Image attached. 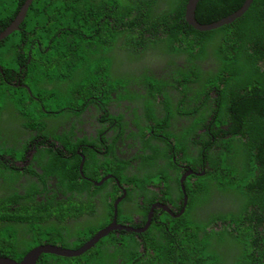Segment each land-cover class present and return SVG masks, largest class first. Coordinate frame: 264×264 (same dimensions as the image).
<instances>
[{"label": "trees", "instance_id": "16d2710c", "mask_svg": "<svg viewBox=\"0 0 264 264\" xmlns=\"http://www.w3.org/2000/svg\"><path fill=\"white\" fill-rule=\"evenodd\" d=\"M25 1L0 0V33L17 17ZM188 1L34 0L21 29L0 42V49L4 47L5 50L11 43L10 49L16 53L15 58L22 57L17 61L14 58V63H25L28 59V55L21 50L26 43L33 56L29 65L33 74L37 70L40 80L55 82V87L61 86L65 90V94L58 99L59 103L50 112H60L61 105L71 95L72 108H80L83 112L87 95L93 93L96 87L99 90L101 80L98 75H102L112 91L120 83L129 84L131 75L123 72V65H145L150 71L147 64L151 56H148V52L158 49L160 44L165 52V61L170 64L180 57L178 54L189 53L191 51L188 49L198 46L201 56L211 54L209 50H212L216 63L220 65L216 73L206 76L216 98L210 94L206 96L207 89L198 82L201 74L204 77L206 69L196 66L198 77H193L189 70L186 72L187 69L180 68L173 72L175 78L169 90L178 92L176 96L181 97L183 111L194 110L193 104H198L200 108L195 110L204 113L200 121L194 120L184 132L178 128V123L182 121L168 124L174 116L169 107L165 105L171 113L167 118L162 108L154 107L155 102L170 105V99L168 93L161 101L155 98L154 91L159 84H152L150 99H147V94L133 88L128 92L129 102L141 106L143 111L131 108L130 121L126 120L127 116L122 111L119 124H116L117 118L114 117L115 126L110 127L115 132L111 137L116 142L118 127L122 137V128L128 122L137 124L140 132L128 136L127 140H141L143 148L139 149L138 154L130 160H124L115 153L104 157L90 148L82 150L87 158L88 169H91L88 173L94 174L92 169L99 168L100 158L107 160L100 167L112 169V164L116 166L114 174L127 184V198L120 204L119 218L121 215L126 218V215H130L131 220L127 223H131L135 214L142 217V225L135 222L131 224L132 227L142 228L147 223L150 207L158 198V193L150 186L161 182L166 189L163 193L175 206L183 201L185 194L188 196L184 216L173 219L167 213L156 210L149 229L141 234L117 230L80 257L47 254L37 264H264V0H254L242 18L212 31H199L187 22L183 24ZM244 2L200 0L196 19L201 24L216 22L239 10ZM22 28L29 34L22 32ZM120 55L124 58H120ZM189 55L191 60L199 56ZM52 62L57 68L54 75L46 69L47 64ZM126 70L129 71V67ZM177 76L186 79L187 82L183 83L185 90L180 88L178 79L181 78L176 79ZM153 81L157 82V78L154 77ZM135 83L142 84L141 76L136 78ZM192 83L196 84L197 90L191 101L189 95L182 99L185 92H190ZM47 93L51 94L49 91ZM53 97L56 99L58 96ZM26 98L21 101L22 106ZM8 103L12 104L13 109L19 106L16 100L10 98ZM178 110L181 112L182 109ZM192 110L190 113H193ZM16 111H24L25 116H28L25 108H17ZM155 112H159L164 121H160ZM41 113L51 118L43 123V127L39 125L38 133L45 137L49 134L66 142L64 138L56 136V116L48 112ZM83 114L85 116V112ZM210 117L214 123L204 125ZM0 119L6 120L1 116ZM50 121L49 129L44 130ZM161 123H164L163 126ZM26 126L36 128L28 123ZM223 126H227L228 130L222 129ZM200 129L204 130L201 134L198 133ZM66 132V140H69L72 131ZM19 133L16 132V142H20L19 137H24L30 131ZM38 133H31L28 141L34 142ZM96 141L91 136V141L84 139L79 143L94 144ZM24 153L20 151V156ZM42 155L43 151L39 158L36 154L34 159L39 162ZM44 155L51 156L59 170L67 171L65 176H61L63 173L59 170L51 171V175L65 182L68 193L72 195L66 199H59L55 195L48 197L54 189H45L39 194L40 197L46 195V198L39 201V183L36 181L29 179V185L22 186L25 188L24 194L9 180L7 185L2 184L0 190L9 191L7 196H0L2 257L21 261L22 256L45 242L76 250L111 224L114 210L109 200L117 191L104 193V186L108 183L99 187L84 181L78 182V166L82 157H78L77 161L76 156L74 161H70L58 156L53 149L46 150ZM176 155L182 161H188L193 169L197 170L198 166L204 169L203 177L191 175L187 178L186 193L180 183L184 171L177 165L178 162L173 161ZM52 159L46 161V168L52 166ZM132 159L138 163L133 171L128 169ZM69 166L75 170L74 176L69 173L70 169L65 168ZM32 169L28 165L23 173L28 174ZM169 169L174 176H171ZM3 170L8 171L3 174L5 179H9V175L10 178L23 175L9 166ZM94 191L101 197L97 200L103 202L101 213L97 214L99 222L93 221L90 215H95L94 211L100 207L98 204L91 206L92 200L88 201L90 198L95 199L92 196ZM84 196L90 197L84 199ZM141 197L145 205H141ZM212 197L222 200L219 206L202 211ZM20 202L22 204L16 206ZM86 206L89 217L82 216ZM48 212L50 216H46ZM159 212L164 215L158 216ZM53 233L58 239L51 237ZM45 257H52L53 260L45 261Z\"/></svg>", "mask_w": 264, "mask_h": 264}, {"label": "flooded vegetation", "instance_id": "af4514ba", "mask_svg": "<svg viewBox=\"0 0 264 264\" xmlns=\"http://www.w3.org/2000/svg\"><path fill=\"white\" fill-rule=\"evenodd\" d=\"M23 24L24 23H22V25ZM183 24H186V19ZM22 32L29 34V31L23 28H22ZM35 40H39V39H35ZM160 45L158 46V49L150 50L148 52V56L149 57L151 56L150 62L147 64V66L151 68L150 71H149V68L146 67L145 65H135L132 63H130L129 66L126 64L123 65V72H126L127 75H131V77H129L128 79H132V81L129 84H126L125 82H123L122 84L120 83L119 86L118 85L116 86L115 91H112L111 89H109V83H107L106 80L102 78V75H98V79L101 80L99 81L100 82L99 90L96 87L93 93L87 95V97L84 100L86 104H85V110L83 112H81L80 108H76V107L62 108L60 112L58 111L50 112L52 109L51 108L49 110L47 109L48 111L46 112H48L52 116H56L55 118H59V117L62 118L61 120L56 119L58 123L56 136L60 138H64L66 142H62L54 138L53 136H50L49 134H47V137H45L43 134L41 136V133H38L39 132L38 126L41 125L43 127V123H45L48 120H44V121L39 120L37 121V123L36 122L32 123V119H30L28 121V124L36 128H31L30 126H26V125L22 126V123L19 122L18 116L20 114L25 116L24 111L22 112L18 111V113L16 114L10 113V111L13 109V106L11 103H9L8 112L10 113L11 121L12 122L16 121L14 124H12V128L17 129L14 132L20 131L19 135L22 133L23 130H25L26 132L30 131V133L26 134L24 137L21 135L19 137V139L21 140L20 142H16L14 140L13 142L11 141L1 142V139H0V150L2 149L5 152L12 153L11 157L8 154L1 155L2 153H0V188H2L1 187L2 184H5L7 182V181L4 182L5 178L3 176L4 173L8 172L6 170H3L7 166L12 168L13 170H18V171H21L20 173H23L25 172L26 167L28 165L29 166L31 165L33 169L29 171L28 174L23 173V175L22 174L19 175L18 178L17 177L10 178V175H9L8 180L10 182L15 183L16 187L19 188L21 194L25 193V188H22V186L26 185L30 179V180H33L39 183V191L37 193V199L39 201H42V199L44 200L46 198V195H43L42 197H40V194H39L45 189L47 190L54 189L48 194V197L55 195L59 199H66L67 197L71 196L72 193H68L67 184L65 182H60V180H57V178L54 175H51V171L59 170V167L58 165H56V163L53 161L50 155H49L50 156L49 158L47 155H44V154L46 150L53 149L54 152L58 154V156L62 157L63 159H68L70 161L72 160L74 161L76 156H77V161H78V157H82L79 163V166H78L79 175H78L77 181L81 183L82 181L92 183L93 185H96L99 187L103 186L105 183H108L107 185L104 186V193L108 194L113 191H117L116 194L111 196L109 200L114 210L111 224L114 218L116 203H118L117 204L118 223H120L119 222V214H120L119 208H120V204L127 198V190H126L127 184L123 183V181H121L114 174L115 168H116L115 165L112 164V169H109V167L107 166L100 167V164L103 165L107 161L102 158H100L101 162L98 164L99 168L97 170L92 169L94 174H92L91 172L88 173L87 171H90L91 169H88V165L86 164L87 158H86V155L82 152V150L90 148V150L92 149L94 153L100 154V156H104V157H107L105 156L106 154L115 153L120 159H124V160H130L131 158L135 156V154L139 153V149L143 148L141 140H135V139L127 140L128 136L135 135L140 132V129L137 126V124L135 125L132 122L131 123L128 122L127 126L122 128L124 130V135L122 137L120 135V128L118 127L116 131L119 133H117L118 140L116 142L111 137L113 136V134H115V132L113 129H110V127L113 125L114 117L117 118L116 124H119V115H121L122 111H124V113L126 114L127 121H130L132 119V109L131 108L138 110V112L143 111L141 106L136 105V103L129 102V99L127 96H128V92L132 90V88L141 91L145 95L147 94V97H148L147 99H150L151 98L150 97L151 92L149 90L150 87L152 86V84H159L158 86H156L155 91H154L155 98H158V100L161 101L162 99L166 98V95L168 93L167 96L170 99V105H172L173 107L168 105L167 103L164 104L161 102H155L154 107H158L160 109L162 108L166 114V118L169 117L171 113L166 110L165 105L169 107L174 113V116L171 117V121H169L168 124L170 125V124H173V122L182 121L181 124L178 123L179 125L178 128L182 132H184L186 128H188V126L191 125V123L194 120L200 121L204 113L201 112V110L200 111L195 110L196 108H200L199 105L193 104L194 110L190 109L192 110L193 113H190L191 111L186 110V109L185 111H183L184 105L183 103L180 104L181 97L176 96L178 92L176 90H169L171 82L175 78V75L173 74V72L175 70H179L180 68L184 69L185 71L187 69L186 72L190 71L193 77H198L196 75L198 67H202L203 70L206 69L207 72L205 73L204 77L201 74L198 82L203 86V88L207 89V93L205 94L206 96H209L210 94L212 98L217 97L215 91L210 90L211 84H208L207 83L208 81L206 80V76H210L213 73H216L218 70V67L220 66L218 63H216L215 57H214L215 55L213 54L212 50H209L211 54H207V56H204L202 54L201 56L199 54V52H201L200 48L198 46L192 47V49H188L191 52L189 53L185 52V53L178 54L177 56H180V57H177L176 60L174 59V64H170L165 61V56H164L165 52H164V49L162 50L163 48L161 47L162 45L161 46ZM27 46L28 45L24 43L23 48L21 49L22 52L28 55V59L25 62L26 64L25 63H14L13 59L10 61V63H6V64L0 62V90H1L2 82H5L6 87H11L17 91H20V90L26 91V94L24 95V97L27 96V98L34 99L35 102L37 103V106L39 108H42L43 100L41 99L42 96L40 93L42 92V90L54 88L55 82H50L49 80H40L38 78V75L34 76L33 72L31 71L29 67V65L33 61V56L31 55L32 52ZM163 46H165V43ZM25 48H28V49H25ZM3 49L4 47L0 49V53L4 51ZM8 49L9 51H7ZM5 52L7 54L4 53V56L14 53L10 48H7ZM189 54H193L195 56L199 55V56L197 59L191 60ZM14 55L16 56V53H14ZM18 58L20 60V58L22 57H18ZM18 58H15L16 61L18 60ZM127 67H129V71L126 70ZM138 76H141L142 84H138V83L134 84ZM154 77L157 78V82L153 81ZM178 77L180 76H177L176 79H178ZM148 78H151V80L148 81ZM180 78L181 80L178 79L179 80L178 84L181 85L180 87L181 89L185 90V86L183 83H186L187 81L183 77H180ZM107 79H109V77ZM162 80H165V82H162ZM190 86H191L190 92H185L184 95L182 96V99L185 96L189 95V99L191 101V97L193 96L194 91L197 90V86L195 83L190 84ZM213 88H217V87L214 86ZM3 94H5V92H3ZM45 94H48L47 91ZM10 100L12 99L10 98ZM22 104L26 108L27 105L25 103H22ZM214 106H216L215 103H214ZM179 108L182 109L181 110L182 113L180 112V110H178ZM41 111L43 110L41 109ZM8 112L4 111L0 105V116L2 118L7 119ZM55 112H57L56 114L57 115L59 114V115L58 116L55 115ZM84 112H85V116L83 114ZM155 113L159 117L160 121L161 120L164 121L163 116H160L159 112H155ZM102 118H106L110 120L103 121ZM210 122L212 124L214 123L212 117H210L209 120L204 123V125L209 124ZM148 123H150V121H148ZM163 124L164 123H161L160 125L163 126ZM50 125H51V122L47 123V127L44 130H48ZM221 128L224 130H228L227 126H223ZM66 131H69V132L72 131V135L69 137V140H66V136L68 135V132ZM203 131L204 130L200 129L198 133L201 134ZM31 133L33 134L38 133V138L33 140L34 142L28 141V139L31 136L30 135ZM91 136H93L94 139H97V141L94 144H91L88 142L83 143V144L82 142L79 143L80 140L84 141V139L86 141L88 139L91 141ZM23 139L25 141H23ZM67 142L71 143L72 145L68 144ZM129 145H131V148H129ZM24 147H26L27 150H25ZM20 151H25L23 156H20L21 155ZM42 151H43L42 158L38 162L36 159H34L35 155L37 154V158H39V154ZM173 158H174L173 161L178 162L177 165L181 168V170L184 171L183 175L190 173V175L187 178H189L191 175H199V177H203L205 175L203 172L204 169L202 167L198 166V169L195 170L193 169L192 165H189L187 163L188 161L185 162L179 159L178 155H176ZM51 159L53 161V164L52 166H49V169H48L46 168L48 166L46 161H50ZM131 164L132 165L128 167V169L133 171L137 167L138 163L135 159H132ZM65 168L70 169L69 173H72V175L74 176L75 170L72 169L71 166L65 167ZM59 171L63 173L61 174V176H65L64 174L67 173L65 169L59 170ZM169 171H170L171 176H174L173 175L174 173L171 171V169H169ZM11 172L12 171H10V173ZM96 173L97 175L95 176ZM181 178H180V183H181V188H182ZM193 180L196 181L197 178H193ZM185 182H184V185H185ZM150 188L154 189L158 193V198H156V201L152 203L150 207V211H149V214H150L151 211L153 210L152 220H153L154 213L156 210H161L162 212L167 213L173 219H176V218L179 219L184 216V214L186 213L187 207L185 208V212L182 215H180L181 211L184 209V203H185L184 198L182 202H178V206H175L171 202V200L167 197L166 193L165 192L163 193V191H166V189H165V185H163L162 182L157 183L156 185L150 186ZM8 194H9L8 190L7 191L0 190V196L5 197ZM92 196L95 199L93 200L92 198H90L88 200V201L92 200L90 202V205L95 206L98 204L100 206L98 210L94 211L95 215L90 213L91 217H93V221H97L100 218L97 216V214L101 213V207L103 206V202L97 200L98 198H101V197L97 195L95 191ZM89 197L90 196H84V199H87ZM140 203L141 205L146 204L143 197L140 198ZM21 204L22 202L16 204V206H20ZM82 212H83L82 213L83 217H87V216L89 217L88 206H86V209H83ZM162 212L157 213L158 216H163L164 214H162ZM74 213L76 212L74 211ZM149 214H148V217H149ZM46 216H50V212H48ZM135 222L141 226L142 217L135 214V216H133V221L131 223H127V225H131ZM99 242L96 245H98ZM47 244L49 243L47 242L43 243V245H47ZM51 245L60 246V245H54L53 243ZM67 249H70V248H67ZM24 256H22L21 259H23ZM8 258H11V257H8ZM15 260H17V258Z\"/></svg>", "mask_w": 264, "mask_h": 264}, {"label": "water", "instance_id": "95a60500", "mask_svg": "<svg viewBox=\"0 0 264 264\" xmlns=\"http://www.w3.org/2000/svg\"><path fill=\"white\" fill-rule=\"evenodd\" d=\"M34 0H26L22 8L20 9L17 17L12 21V23L3 31L0 33V42L5 40L7 37H9L11 34H13L16 31H19L21 29L22 23L27 17L28 10L30 6L32 5ZM200 0H189L186 5V14L185 19L186 22L194 27L196 30L199 31H212L219 29L226 25H231L238 19L242 18L247 11L252 6L254 0H245L243 6L237 10L236 12L232 13L231 15L224 17L216 22L210 23V24H201L196 19V10L198 7ZM190 175L185 174L181 178L182 182V190L185 192V185L184 182L187 179V177ZM185 203H184V209L181 211L180 215H182L185 212V208L187 207L188 203V196L184 195ZM117 204L115 205V213L112 224L109 226L101 229L98 231L89 241H87L82 247L76 250L67 249L61 246H53L51 244L47 245H39L35 248H33L30 252H28L21 261H17L12 258L8 257H1L0 256V264H37L40 260V258L44 255L50 254V255H56L60 257H67V258H74V257H80L83 254H85L88 250L93 248L101 239L107 237L109 234L113 233L114 231H127V232H135L138 234H141L145 231H147L151 225L152 222V212L149 214L147 223L142 228H134L131 225H125L118 223V210H117ZM167 209V208H165Z\"/></svg>", "mask_w": 264, "mask_h": 264}, {"label": "rangeland", "instance_id": "374dc122", "mask_svg": "<svg viewBox=\"0 0 264 264\" xmlns=\"http://www.w3.org/2000/svg\"><path fill=\"white\" fill-rule=\"evenodd\" d=\"M42 1H45V0H42ZM39 21H43V19H39ZM10 47H11V43L9 44V47L6 46V48H10ZM6 48H5V50H6ZM5 50H4V52L0 53V57H1L0 62H2L4 64L10 63V61L15 58L14 53H11V54H8L7 56H4V53L7 54L6 52L9 51V49L6 52H5ZM45 53H47V52H45ZM120 56H121L120 58H124L123 55H120ZM10 65H12V64H10ZM47 65H48V67H46V69L49 71L50 74L54 75L55 74L54 71H56V69H57L56 67H54V62H52L51 64H47ZM43 69H45V68H43ZM35 73L36 74H34V76H37L38 75L37 70L35 71ZM46 91H49L53 96H58V97H55L56 99H52L54 97L51 94H45ZM64 91L65 90L62 89L61 86L60 87H54V88L47 89V90H42V92L40 94L42 96L41 99L43 100V105H42L43 107L39 108L34 99L26 98L25 104L27 106L25 108L24 105L23 106L21 105V100H24L23 97L26 94V91H17L11 87L7 88L5 82H2V86H1V90H0V105L4 111L8 112V107H9L8 98L16 100L18 102L17 105H19L17 108H25L26 111L28 112L27 117H25L21 114L19 116L16 115L19 118V122L22 123V126H25L30 119H32V123L33 122L37 123V121H39V120H41V121L49 120L51 117H48V118L45 117L41 113L42 111H40V110L42 109L43 112H46V109L49 110L50 108L51 109L55 108L56 105L59 103L58 99L60 98V96L65 94ZM3 92H5V94H3ZM61 106H62L61 108L72 107V95ZM17 108L14 107V109H12L10 111V113H12V114L18 113L17 111L15 112V109H17ZM10 113L8 112V118L6 120L2 121L0 119V139H1V142H7V141L13 142V140L15 141V137H17L16 132H14L17 129L12 128V124H14V123L11 121ZM57 119L61 120L62 118L59 117ZM50 122H52V121H50ZM0 153H2L1 155L8 154L10 157L12 156L11 152H5L2 149L0 150ZM7 180L8 179H4V182ZM5 185H7V183H5ZM221 201L222 200L214 199V197H212L210 199L209 203L207 204V206L202 208V211L206 212V209L209 210V209L217 208ZM47 211H49V210H47ZM126 216H127V218L125 217V215H121V218H119L120 224H126L128 221L131 220L130 215H126ZM51 237L54 239H58L57 235H55L54 233L51 235ZM56 245H59V244H56ZM44 260L50 262L53 260V258L52 257H45ZM54 263L57 264L56 262H54Z\"/></svg>", "mask_w": 264, "mask_h": 264}]
</instances>
